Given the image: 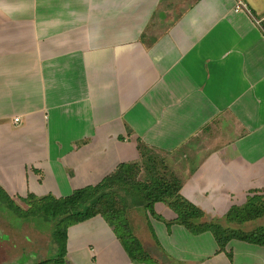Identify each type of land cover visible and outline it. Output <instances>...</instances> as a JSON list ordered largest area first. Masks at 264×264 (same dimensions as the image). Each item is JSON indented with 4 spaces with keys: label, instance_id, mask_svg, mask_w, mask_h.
Segmentation results:
<instances>
[{
    "label": "crops",
    "instance_id": "0c3cea01",
    "mask_svg": "<svg viewBox=\"0 0 264 264\" xmlns=\"http://www.w3.org/2000/svg\"><path fill=\"white\" fill-rule=\"evenodd\" d=\"M236 1L0 0L4 193L67 197L139 146L168 155L206 220L264 192V0H239L249 14ZM153 212L130 220L155 264H264L262 246L218 251L163 203ZM64 261L146 264L99 215L67 229Z\"/></svg>",
    "mask_w": 264,
    "mask_h": 264
},
{
    "label": "trees",
    "instance_id": "16d2710c",
    "mask_svg": "<svg viewBox=\"0 0 264 264\" xmlns=\"http://www.w3.org/2000/svg\"><path fill=\"white\" fill-rule=\"evenodd\" d=\"M139 150L140 159L137 162L119 164L95 186L75 190L71 195L62 198H55L52 195L36 197L32 194L21 198L19 202L31 205L28 211H23L0 188V197L10 211L18 212L17 214L25 217L45 216L56 220L53 240L58 245L57 256L55 260L41 261L39 264H64L67 229L98 215L110 222L115 235L132 260L155 264L133 235L131 227L133 220L130 218L134 216L128 213L125 205L121 208L116 207L113 199L116 197L114 186H119L123 193L131 197V204L137 209L136 213L147 211L153 215L154 204L163 203L176 216L171 223L183 226L193 235L209 232L218 251H225L231 241L264 247V227L245 231L227 226L244 225L264 218V192L250 193L244 204L231 206L223 217L226 225L216 219L206 220L200 208L180 195L181 180L175 174H163L168 167L160 154L144 146H139ZM142 172H145L146 178L140 180L137 176ZM228 257L231 259L230 254Z\"/></svg>",
    "mask_w": 264,
    "mask_h": 264
},
{
    "label": "rangeland",
    "instance_id": "374dc122",
    "mask_svg": "<svg viewBox=\"0 0 264 264\" xmlns=\"http://www.w3.org/2000/svg\"><path fill=\"white\" fill-rule=\"evenodd\" d=\"M225 130L227 131L226 128ZM167 156H161L168 167L163 174H175L170 170L171 160ZM179 156L181 162L188 157L184 152ZM144 174L145 172H142L137 177L140 180L145 179ZM113 190L116 196L113 197L116 207L121 208L125 205L128 213L133 215L137 209L131 204V197L123 193L119 186H114ZM16 204L23 211L31 208L28 203L16 202ZM17 213L10 211L6 202L0 197V264H39L41 261L55 260L58 245L53 240V231L56 220L45 216L25 217ZM216 220L226 225L224 218H216ZM227 226L250 231L257 227H264V218L244 225Z\"/></svg>",
    "mask_w": 264,
    "mask_h": 264
},
{
    "label": "built area",
    "instance_id": "2783aa9c",
    "mask_svg": "<svg viewBox=\"0 0 264 264\" xmlns=\"http://www.w3.org/2000/svg\"><path fill=\"white\" fill-rule=\"evenodd\" d=\"M234 11L235 12H245V13L249 14L247 6L243 2H241L239 0L236 1V4L234 6ZM14 122L18 123L19 122V118H14Z\"/></svg>",
    "mask_w": 264,
    "mask_h": 264
}]
</instances>
